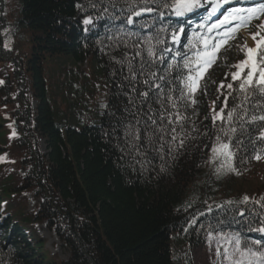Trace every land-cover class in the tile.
Listing matches in <instances>:
<instances>
[{
	"label": "trees",
	"instance_id": "1",
	"mask_svg": "<svg viewBox=\"0 0 264 264\" xmlns=\"http://www.w3.org/2000/svg\"><path fill=\"white\" fill-rule=\"evenodd\" d=\"M7 3L0 0V63L12 64L0 73V264H195L194 252L218 235L264 251V240L245 237L264 227V184L245 201L227 181L264 156V121L252 119L264 115V94L255 84L241 91L223 60L206 81L217 91L203 84V98L188 100L181 80L193 48L176 46V58L160 62L170 44L153 24L186 21L164 15L175 0H15L17 16L5 20ZM142 8L152 12L125 22ZM12 36L24 49L12 50ZM222 108L224 120H214ZM136 130L139 141L129 135ZM218 142L230 145L231 159L214 155ZM28 194L37 206L27 213ZM42 223L65 259L36 236Z\"/></svg>",
	"mask_w": 264,
	"mask_h": 264
},
{
	"label": "snow or ice",
	"instance_id": "2",
	"mask_svg": "<svg viewBox=\"0 0 264 264\" xmlns=\"http://www.w3.org/2000/svg\"><path fill=\"white\" fill-rule=\"evenodd\" d=\"M230 0H223L224 4L229 3ZM168 6V5H165ZM200 6L199 0H175V4L172 7L175 10L176 15H182L186 12H190L195 8ZM223 5L220 3H212L211 15H215L216 12ZM149 11L151 9H148ZM139 15V13H135ZM264 4H260L256 7H252L249 9H241L236 8L229 11L227 14L223 16L222 19L219 20L218 23L211 25L208 28V32L211 33L214 29H220L224 27L225 30L222 33L218 34V37H199L200 47L197 48V45L192 41H189L191 48L196 49L193 52L191 57H184V68L188 70L187 76L181 80V83L184 84L187 89V94L189 97H194L195 93L200 88L201 81L205 78V75L208 69L216 62L219 58L220 51L228 45L231 39H234L241 28H247L253 19L260 20V23L256 26L257 31L251 34L252 40L255 42V47H248L246 44L244 45L242 51L244 52V59L241 60L237 65H234L236 71L232 73V80H240V90L247 91L251 89L252 86L259 85L260 92L264 94ZM131 23V19L129 20ZM85 23H90L89 20H85ZM229 24H233L232 28H227L226 26ZM204 27V25H201ZM175 40L176 37L174 36ZM149 55H154V53L149 50ZM150 75L154 76L155 73H150ZM160 80H164V76L159 77ZM145 83H148V80H145ZM156 88H160V85H156ZM221 88L224 87L223 84L220 85ZM229 89L233 87L231 83L227 85ZM141 95L147 97L149 95L148 91H145ZM247 98V97H246ZM195 103V99L192 100ZM175 106V105H173ZM227 106V105H226ZM234 111H230L227 113L228 120H232ZM224 109H220L219 112H216L213 119L214 120H224ZM150 119H152L150 117ZM179 119V117H177ZM241 119H243L241 117ZM253 120L259 119L264 121V115L259 117H252ZM152 123L156 124V120L152 119ZM171 123V120L169 121ZM231 131L235 132V129H231ZM172 132L175 133L176 129L173 128ZM129 135L133 136V139L139 141L141 139V135L138 130L135 132H129ZM261 138H264V131L260 133ZM163 137H161L162 139ZM151 140V137L148 138ZM177 139L176 135L172 136V140L175 141ZM219 140V138H218ZM184 140H180V146H183ZM230 145L227 143H217L215 147H213L212 151L214 155L219 156L223 155L228 159H231ZM256 159H260V156H257ZM249 198L246 196L244 200L247 201ZM264 199V197H261ZM258 231L264 232V227H260L257 229ZM258 243V242H257ZM236 251L239 253V258L230 257L228 255V250H224V258L230 260L231 264H264V251H254L253 248H245L244 250L240 249V241L239 239L235 240ZM220 254V250L217 249V255Z\"/></svg>",
	"mask_w": 264,
	"mask_h": 264
},
{
	"label": "rangeland",
	"instance_id": "3",
	"mask_svg": "<svg viewBox=\"0 0 264 264\" xmlns=\"http://www.w3.org/2000/svg\"><path fill=\"white\" fill-rule=\"evenodd\" d=\"M211 3H219L215 0H210ZM7 3V0H5ZM221 4V3H220ZM212 10V8H210ZM11 12H13L14 16L16 15V5L15 0H8V3L5 7V20H10ZM261 19H264V17H261ZM260 23V20L253 19L250 23V25L247 28L241 29L236 35L234 39H231L223 48V51L220 53L221 56L224 57V60H226L225 64V72H230L234 68V65H236L238 62L243 60L244 52L242 51L244 45L246 44L248 47H255V42L251 38V34L255 33L257 29V25ZM233 25V24H230ZM229 28V26L227 27ZM22 41H19L18 38L12 36V50H22L24 49V44L21 43ZM219 59V58H218ZM82 69L85 72H91L89 66L87 69V64L81 65ZM12 72V64L8 61H5L3 63H0V73H11ZM63 79H65L62 76ZM63 81L62 79H60ZM213 85H216L213 83ZM216 88V86L214 87ZM29 109H34L35 107V101L31 100ZM218 108V105L214 106L213 111L215 112ZM40 151L44 152V144L43 142L40 143ZM220 156V155H219ZM218 157V156H216ZM221 173H224L220 170ZM243 173V172H241ZM240 177L242 178H230L227 181H230L233 187L231 189H234L235 182L239 185V188L242 189V195L244 197H251L252 194H254L255 186L258 184H264V156H262L260 159H257L255 161H252V163L249 166V169L246 171V173H243ZM224 184L226 185V179L224 181ZM25 197V195L23 196ZM244 199V198H243ZM20 205L23 207L24 212H31L33 211L37 206V201L34 199L31 195H26V198H24ZM26 226L28 224L26 223ZM35 234L36 236L44 242V248L49 253L51 257H53L55 260H62L65 259L68 256V252L65 247L61 245L56 235L48 230L45 226V224H36L35 225ZM221 242H210L206 243L205 246L199 248L197 251L194 252V261L195 264H230V260L224 258V250H228V255L230 257L239 258V253L236 251V244L234 237H227L224 239H217ZM227 241L224 243V241ZM223 243V244H222ZM217 249L220 250V254L217 255Z\"/></svg>",
	"mask_w": 264,
	"mask_h": 264
}]
</instances>
